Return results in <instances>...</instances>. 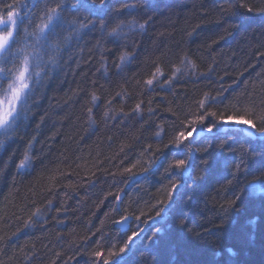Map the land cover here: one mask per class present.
Wrapping results in <instances>:
<instances>
[{
	"label": "trees",
	"instance_id": "1",
	"mask_svg": "<svg viewBox=\"0 0 264 264\" xmlns=\"http://www.w3.org/2000/svg\"><path fill=\"white\" fill-rule=\"evenodd\" d=\"M26 2L31 7L33 0ZM129 2L136 4L134 17L147 20L145 30H125L118 43L105 38L99 47V31L72 40L28 119L10 138L0 133V264H103L131 235L115 223L125 215L133 231L147 224L122 254L124 264H264V207L245 188L264 168L254 138H246V154L240 145L229 154L237 161L245 155L239 173L233 162L206 172L200 145L209 142L195 136L194 173L174 197L171 231L155 246L145 238L171 186L165 168L173 155L165 145L197 101L215 96L223 103L212 110L224 114L253 102L258 112L264 108V0H243L253 11L239 8V16L232 12L241 0ZM118 7L113 3L109 15ZM123 51L130 61L117 67ZM157 67L163 75L149 88L144 81ZM157 128L164 130L160 138ZM222 131L243 135L231 122ZM26 153L29 161L18 169ZM151 160L163 166L145 172ZM229 248L237 255L230 257Z\"/></svg>",
	"mask_w": 264,
	"mask_h": 264
},
{
	"label": "snow or ice",
	"instance_id": "2",
	"mask_svg": "<svg viewBox=\"0 0 264 264\" xmlns=\"http://www.w3.org/2000/svg\"><path fill=\"white\" fill-rule=\"evenodd\" d=\"M40 3H43V7L39 8L37 14L36 10ZM113 3L119 4L120 7L109 15ZM235 7L233 16L240 15L239 8H246L248 12L253 11L252 7L243 3V0ZM227 11H231V8ZM135 12L136 4L130 3L129 0H71V2L69 0H33L31 7L26 0H0V133L3 134L4 139L10 138L28 119L31 105L36 102V94L43 87L49 73L58 67L62 52L72 40H78L83 35L99 31L100 40L97 41L99 47L105 38L111 43H118L126 35L125 30L130 32L139 29L143 32L147 20L140 22L134 17ZM65 13H71L72 18H67ZM80 13H86V15L81 16ZM33 16H36L38 22L33 20ZM128 16L133 18L126 19ZM130 58L128 51L121 52L120 64L117 67L130 61ZM188 63L195 68L194 63L191 61ZM179 70V68L176 69L177 72ZM157 74L163 75L160 67L156 68L152 78L144 81L149 88H152ZM96 100L97 97L93 94L92 102L95 103ZM222 103L223 100L205 93L197 101V110L189 111L185 115L184 120L181 121L183 127L177 129L165 145L173 155V159L165 168L166 179L171 186L167 192V201H158V204L162 206L156 208L155 217H149L152 220L151 228L155 229L151 236L145 237L150 245H158L161 238L171 231L168 216L177 205L174 197L180 196L181 190L187 187L194 173V149L200 144L194 138L195 136L200 135L204 141L209 142L206 145H200L204 152L200 161L206 172L220 162H223L225 167L229 162H233L236 165V172L239 173L243 167L245 155L242 154L237 161L235 155L229 154L237 151V145H240L239 150L246 154L244 146L250 143L246 138H254L259 142L261 157L264 158V108L258 112L257 105L253 102L242 106V111L237 110L230 114L212 110L213 107ZM237 103L240 104L239 101ZM140 108L141 105L137 104L135 111L139 112ZM88 111L91 113L92 109L89 108ZM104 116L107 117L108 112H105ZM230 122L231 126L240 129L242 137L234 135L231 131L227 133L222 131V126H229ZM163 131L162 128H157L156 136L160 138ZM4 139H0V148L4 146ZM173 149L175 151H172ZM255 150L253 146L251 151ZM28 161L29 156L26 153L17 168H25ZM162 166L163 161L157 164L156 160H151L144 171L148 172L153 167L159 170ZM245 188L250 198L256 197L264 207V168L259 171L254 181L246 184ZM235 199L238 200L240 197L236 196ZM180 218L182 222L187 219L182 212ZM136 220L139 221L140 216H137ZM128 221L130 217L125 215L115 223L122 229ZM255 223L254 220H249L250 225L255 226ZM146 224L147 221L138 223L134 231L128 224L131 235H128V239L118 250L109 251L108 256L115 259H104L103 264H124L122 254L131 250L136 238L145 232ZM185 227L187 226L182 223L181 232ZM147 250L155 254L153 248L150 247ZM226 251L230 257L237 255L231 248ZM103 255L102 251L95 253L98 258ZM234 264H241V262L236 260Z\"/></svg>",
	"mask_w": 264,
	"mask_h": 264
},
{
	"label": "water",
	"instance_id": "3",
	"mask_svg": "<svg viewBox=\"0 0 264 264\" xmlns=\"http://www.w3.org/2000/svg\"><path fill=\"white\" fill-rule=\"evenodd\" d=\"M225 128H227V126H225ZM231 128H235L233 126H231ZM129 222V221H128ZM128 222L126 223V225L122 228V230H126L128 228ZM117 227L121 228V226L117 225Z\"/></svg>",
	"mask_w": 264,
	"mask_h": 264
}]
</instances>
